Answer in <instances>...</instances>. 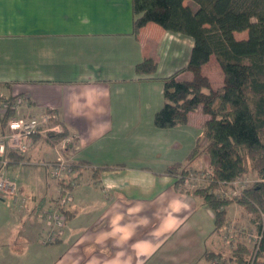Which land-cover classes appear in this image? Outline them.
Wrapping results in <instances>:
<instances>
[{
	"label": "crops",
	"instance_id": "crops-1",
	"mask_svg": "<svg viewBox=\"0 0 264 264\" xmlns=\"http://www.w3.org/2000/svg\"><path fill=\"white\" fill-rule=\"evenodd\" d=\"M193 44L154 22L135 32L132 0H0V89L24 98L21 114H55L72 143L63 155L81 165L70 175V218L49 264H210L205 253L223 251L213 209L166 172L201 164L187 157L207 116L196 126L192 111L185 124H154L163 78L187 65ZM147 57L156 71L138 75ZM39 135L8 167L18 165L25 203L0 196V246L23 242L25 256L34 251L26 250L27 229L43 233L36 212L52 206L61 187L51 174L58 151ZM32 164L45 170L44 194L24 175Z\"/></svg>",
	"mask_w": 264,
	"mask_h": 264
},
{
	"label": "trees",
	"instance_id": "trees-1",
	"mask_svg": "<svg viewBox=\"0 0 264 264\" xmlns=\"http://www.w3.org/2000/svg\"><path fill=\"white\" fill-rule=\"evenodd\" d=\"M132 5L135 32L154 22L167 31L193 39L187 65L163 78L165 102L155 113L154 124L159 128L185 124L189 113L200 107L209 115L202 134L206 146L202 151L199 138L187 159L192 163L202 152L209 156L213 181L210 187L193 193L213 209L216 231L226 220L225 206L231 200L219 197L210 188L228 184L250 169L260 176L258 182L245 187L235 199L254 213V220L259 222L256 255H249V248L241 244L228 259L222 251H207L205 258L211 264H264V0H132ZM245 30L246 37H236V32ZM212 58L224 77L218 86L203 74L204 66ZM156 69L157 62L152 57L136 64L138 75L151 76ZM185 70H191L194 77L180 78ZM66 135L64 131L48 137ZM22 156L17 152L8 154L10 163L18 162ZM187 170L179 163L166 168L176 178ZM183 181L184 177L177 179L176 185L179 187Z\"/></svg>",
	"mask_w": 264,
	"mask_h": 264
},
{
	"label": "rangeland",
	"instance_id": "rangeland-1",
	"mask_svg": "<svg viewBox=\"0 0 264 264\" xmlns=\"http://www.w3.org/2000/svg\"><path fill=\"white\" fill-rule=\"evenodd\" d=\"M238 35L241 37L243 33L241 32ZM183 58H184V53H183ZM178 62H181V61H178ZM182 62H183V59H182ZM169 70H170V65L166 67V71H169ZM203 74H205L210 79L211 83L214 86H218L224 80L221 67L215 61V58H212L210 62H208V64L204 66ZM193 77H194V74L191 70H185V72L181 74L182 79L188 80V79H192ZM204 115L207 116V118L209 117L208 114H205L203 112L201 107L196 109L195 111H192L190 114V117H192V124L194 126L198 125L199 119ZM202 131H203V126L201 127L200 134L203 133ZM61 133L62 132L53 131V132H49L47 135L41 134L37 137L44 138L48 143L52 144L54 148L57 149V151L58 149L63 151L64 143H62L63 142L62 140L68 137L67 135L64 136L63 138L59 136L48 137L49 135H56V134H61ZM206 143H207L206 138L201 136L199 145L202 151L204 150ZM71 144L67 143V145L69 146ZM203 157H209V156L206 152H202V154H200V157L198 158L201 160V164H198L195 169L189 168L185 174L181 173L177 176V179L184 177V181L179 187L187 189L188 191H191V192H193L194 190L205 188L207 186L210 187V183L213 181L212 176L214 172L210 165V162H209V167L208 168L206 167L205 165L206 160L203 159ZM51 163H54V161ZM46 165H48V163H46ZM17 166L18 165L8 169L9 176L15 181L17 180V178H16V175H14L13 171L17 172V169L14 170L15 167ZM23 171H24V175L31 181V183H33V185H36V187L39 188L38 191L44 194L45 193L44 190H46L45 189L46 187H45L44 182L40 181V178L44 180V176L46 174L44 168L41 167L39 164H32V165L23 166ZM56 180H57V183L59 184V187L61 186V183L67 184L65 182L66 180L69 181V185L71 188L75 186V178H72V177L66 178L65 181H63L64 179L63 180L56 179ZM259 180H260V176L258 175L257 171L250 169L248 172H246L245 174H243L242 176L238 177L236 180L228 184H225V185L218 184V186L216 185L210 188L219 197L231 200V203L225 206L226 212H227L226 220L223 226L217 231L224 241V249L222 252L224 253V258L226 259L231 257L233 249L236 248L237 246L239 247V245L241 244H244L246 248H249V250L251 251L249 255L252 254L251 255L252 257H254L257 253L258 244L260 240V232H259V227H258L259 222L254 220V216H255L254 213H252L248 208L238 204L235 201V199L239 198V195H241V192L245 187L254 185ZM17 181H20V180L18 179ZM20 197H21L20 203L22 204L20 203L18 204L23 206V204L25 203L26 196L20 193ZM56 203H58L57 199L53 202V204H56ZM18 204H14V205H18ZM67 205L69 206L70 204H67ZM68 208L66 209L67 222L69 221V218H70L69 213H68L69 212ZM36 213L38 214V216L40 215L41 218L43 219V223H44L43 233H41V235L38 236V234L36 233L32 234V231L29 232V229H27L24 235V237L26 236L30 240L28 244V248H26V250L32 249L34 251L32 253H30L29 251L30 255L25 256V254L22 252L23 250H25L24 249L25 243L23 242L18 243L17 245H14V244L8 245V246L1 245L0 246L1 247L0 248V264H49V262L51 261V258H45V257H47V255L51 256L54 253L55 249L58 248V245L60 244L61 239L64 237L66 233V230H67L66 228H67L68 223H66L65 232L61 236V238L51 240L52 238L48 239L47 237L46 221H44V216H43L44 210L42 211V208H41V210L39 209ZM0 215H2L1 210H0ZM33 231H35L34 228H33ZM34 243L36 246L33 245ZM16 249L20 250L21 254H18L17 252L13 251ZM6 252H9V254H7ZM229 264H238V263L229 261Z\"/></svg>",
	"mask_w": 264,
	"mask_h": 264
},
{
	"label": "built area",
	"instance_id": "built-area-1",
	"mask_svg": "<svg viewBox=\"0 0 264 264\" xmlns=\"http://www.w3.org/2000/svg\"><path fill=\"white\" fill-rule=\"evenodd\" d=\"M24 98L21 95H6L0 89V196L13 204L21 201L18 183L8 175L10 152L26 153L34 143L35 135L49 132H63V126L57 122L55 114H21L18 110ZM10 113V114H9ZM63 149L71 141L70 137L62 140ZM51 174L56 179L65 181L74 171V165L58 149V156L52 163ZM62 184L57 198L58 203L44 209L47 237L51 240L61 238L67 223L66 209L74 195L69 181ZM64 182V183H65Z\"/></svg>",
	"mask_w": 264,
	"mask_h": 264
}]
</instances>
